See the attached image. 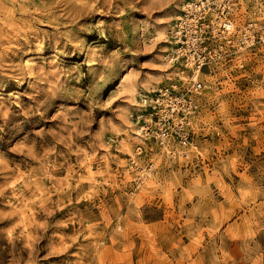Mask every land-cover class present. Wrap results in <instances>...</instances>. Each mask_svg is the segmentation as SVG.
Segmentation results:
<instances>
[{"label":"rangeland","instance_id":"obj_1","mask_svg":"<svg viewBox=\"0 0 264 264\" xmlns=\"http://www.w3.org/2000/svg\"><path fill=\"white\" fill-rule=\"evenodd\" d=\"M188 1L0 0V264H264V0H209L199 70Z\"/></svg>","mask_w":264,"mask_h":264},{"label":"built area","instance_id":"obj_2","mask_svg":"<svg viewBox=\"0 0 264 264\" xmlns=\"http://www.w3.org/2000/svg\"><path fill=\"white\" fill-rule=\"evenodd\" d=\"M182 9L180 15L174 21L172 38L176 44L172 53L174 59L181 58L185 66L199 70L207 64L213 56L209 48V41L218 32L215 29L214 17L210 16L211 5L209 0H189ZM225 21L221 29H228ZM202 88V82L193 79L191 90L198 92ZM187 98L172 94L168 88H164L155 98L154 107L159 113L155 121L156 137L161 144H166L173 137L182 146L188 143V132L185 129V115L192 110L191 101ZM184 118L174 123L176 114H183ZM149 115L148 119H152Z\"/></svg>","mask_w":264,"mask_h":264},{"label":"bare ground","instance_id":"obj_3","mask_svg":"<svg viewBox=\"0 0 264 264\" xmlns=\"http://www.w3.org/2000/svg\"><path fill=\"white\" fill-rule=\"evenodd\" d=\"M181 6H182V5H181ZM173 11H174V10H173ZM175 16H177V15H175ZM226 25H227L228 28L231 27V23H229V22H228ZM231 28H232V27H231ZM170 42H171V41H168V43H170ZM167 58H168V57H167ZM169 60H170V59H169ZM132 90H133V89H132ZM130 91H131V90H130ZM133 91H134V90H133ZM131 93H132V92H131ZM39 190H40V189H39Z\"/></svg>","mask_w":264,"mask_h":264}]
</instances>
